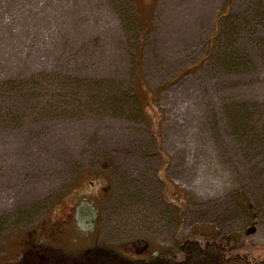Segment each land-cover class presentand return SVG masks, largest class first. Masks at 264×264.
<instances>
[{"label":"rangeland","instance_id":"374dc122","mask_svg":"<svg viewBox=\"0 0 264 264\" xmlns=\"http://www.w3.org/2000/svg\"><path fill=\"white\" fill-rule=\"evenodd\" d=\"M205 236L264 252V0H0V264Z\"/></svg>","mask_w":264,"mask_h":264},{"label":"trees","instance_id":"16d2710c","mask_svg":"<svg viewBox=\"0 0 264 264\" xmlns=\"http://www.w3.org/2000/svg\"><path fill=\"white\" fill-rule=\"evenodd\" d=\"M218 40V38H216ZM215 40V39H214ZM214 41L212 44V48ZM211 48V50H212ZM212 53V52H211ZM118 90H114V96H111L107 102L110 109L115 113L121 111L120 102L116 99ZM131 97L139 102L138 95L135 90L130 89ZM28 95H23L25 98ZM137 102V103H138ZM142 115V114H141ZM143 118V116H142ZM195 237V236H194ZM196 238V237H195ZM206 243L198 241H186L180 248L182 259L176 261L170 257L168 252L162 251L146 258L131 257L124 252L116 250L108 246H96L90 249V253L86 256L87 264H264V252H251L249 256L240 253H232L231 243L229 239L223 238L216 242L215 236H205ZM25 259L14 264H35L36 259L32 256V252L25 253ZM91 258V261L89 260ZM41 260V264H42ZM68 264V262H65ZM80 264H85L82 261Z\"/></svg>","mask_w":264,"mask_h":264},{"label":"crops","instance_id":"0c3cea01","mask_svg":"<svg viewBox=\"0 0 264 264\" xmlns=\"http://www.w3.org/2000/svg\"><path fill=\"white\" fill-rule=\"evenodd\" d=\"M216 35V34H215Z\"/></svg>","mask_w":264,"mask_h":264}]
</instances>
